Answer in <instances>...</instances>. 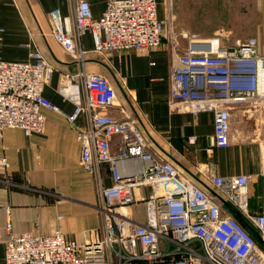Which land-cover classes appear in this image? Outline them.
I'll list each match as a JSON object with an SVG mask.
<instances>
[{
    "label": "built area",
    "instance_id": "1",
    "mask_svg": "<svg viewBox=\"0 0 264 264\" xmlns=\"http://www.w3.org/2000/svg\"><path fill=\"white\" fill-rule=\"evenodd\" d=\"M71 3L73 27L59 9L49 12L55 40L82 64L80 72L65 77L59 93L75 105L67 116L69 124L86 120L77 131L80 165L96 179L102 223L82 244L68 241L61 230L12 237L6 245V264H264V248L233 215H225L220 203L232 205L264 238V214L249 213L247 177L198 171L214 191L194 184L171 162L149 151L136 119L114 113L124 110L110 80L85 70L88 52L79 45L87 34L100 55L158 49L167 28L158 0H109L99 18L90 0ZM183 38L187 48L174 56L168 103L194 116L213 113L212 147L226 149L233 106L250 104L264 114V38L237 40L234 45L228 38ZM53 73L39 52L26 62L0 58V136L5 129H20L26 136L45 132V111H59L44 96ZM113 138L120 139L116 155L111 152ZM196 139L189 137L188 142L194 145ZM135 164L139 166L133 169ZM105 166L111 186L102 178ZM145 188L150 193L142 199L147 214L142 224L131 217L129 208L137 202L136 191Z\"/></svg>",
    "mask_w": 264,
    "mask_h": 264
},
{
    "label": "crops",
    "instance_id": "2",
    "mask_svg": "<svg viewBox=\"0 0 264 264\" xmlns=\"http://www.w3.org/2000/svg\"><path fill=\"white\" fill-rule=\"evenodd\" d=\"M108 1L90 0L95 18L102 16ZM53 9L70 17L67 24L73 27L71 0H0V58L26 62L39 52L54 68L44 96L60 111H45L47 122L41 135L26 136L20 129H5L0 136V264H6V245L12 237L61 230L68 241L82 244L101 227L95 208L96 179L80 165L77 131L86 120L82 117L74 126L69 124L67 116L74 113L75 105L59 93L65 77L80 72L82 64L55 40L49 18ZM79 47L88 52L84 58L86 72L110 80L124 110V114L114 113L140 123L150 152L171 162L186 178L208 192L214 191V187L198 171H209L210 176H246L249 213L264 214L263 111L250 104L233 106L230 145L217 149L212 147L213 113L194 116L185 109L173 110L168 103L171 65L174 56L186 50L187 41L166 32L161 46L154 51L100 55L94 52L92 35L87 34ZM192 136L197 138L194 145L188 142ZM119 145L120 139L113 138V155L118 153ZM102 178L106 186L113 184L106 166ZM149 193V188L137 190V202L129 208L131 217L142 224L147 223L142 199ZM220 203L225 215H233L229 203L224 200ZM242 217L253 229L252 223Z\"/></svg>",
    "mask_w": 264,
    "mask_h": 264
},
{
    "label": "rangeland",
    "instance_id": "3",
    "mask_svg": "<svg viewBox=\"0 0 264 264\" xmlns=\"http://www.w3.org/2000/svg\"><path fill=\"white\" fill-rule=\"evenodd\" d=\"M159 1L160 15L167 21L165 33L183 40L185 35L203 41L221 38L224 42L228 38L229 45H234L237 40L264 38V0ZM98 206L97 200L95 208L101 224Z\"/></svg>",
    "mask_w": 264,
    "mask_h": 264
},
{
    "label": "water",
    "instance_id": "4",
    "mask_svg": "<svg viewBox=\"0 0 264 264\" xmlns=\"http://www.w3.org/2000/svg\"><path fill=\"white\" fill-rule=\"evenodd\" d=\"M227 205V203H225ZM233 216L240 222V224L245 227L246 229H248L251 234L253 235V237L257 240V242L264 248V238L261 237V235L255 231L254 229H252L243 219L242 215L240 214L239 211H237L235 208H233L232 206L230 205H227Z\"/></svg>",
    "mask_w": 264,
    "mask_h": 264
}]
</instances>
